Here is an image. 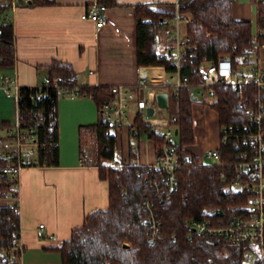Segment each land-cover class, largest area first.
Instances as JSON below:
<instances>
[{
	"label": "trees",
	"instance_id": "obj_1",
	"mask_svg": "<svg viewBox=\"0 0 264 264\" xmlns=\"http://www.w3.org/2000/svg\"><path fill=\"white\" fill-rule=\"evenodd\" d=\"M99 4L112 6L116 0H97ZM57 0H31L27 5H55ZM175 2L165 8L150 3H137L136 10V57L139 66H164L168 72L175 69L172 59L166 58L158 50L156 26L161 21L173 19L176 15ZM8 7L0 1V69L10 68L15 63V32L13 22L4 23ZM181 14L191 13L194 20L187 24L193 43L198 48L192 57H185L181 71L188 77V86L170 96L176 103L179 133L176 144L182 155H197L193 146L197 144V119L194 112L195 88L201 82L198 71L204 60H217L219 56L229 57L236 67H242L256 60L259 49L252 44L254 25L251 20L236 19L232 14L231 0H179ZM257 30H264V1L258 3ZM261 41L264 36L261 35ZM245 55L250 60L243 61ZM49 74H56L62 83L76 87L80 94H94L98 108V121L89 127L97 132L96 147L100 154L98 176L108 184V206L88 213L81 226L70 238L52 250L60 253L61 264H240L246 245L224 238L191 235L187 220L201 217L207 210L220 207L226 212L239 211L248 196L238 193L222 183L219 165L184 164L178 171L179 190L170 200L160 201L155 181L161 182L162 171L148 167L137 175L136 167L113 168L104 161L116 154V129L103 120L100 114L102 102L108 95V86H80L77 83L73 65L64 60H54L48 66ZM216 99L210 103L218 112L220 125L243 120L245 115L238 105L241 94L264 102V86L253 83L232 86L219 83ZM49 90L54 101H43V120L39 126L42 140H58L59 112L56 92ZM26 95L21 99L19 116L22 120L31 115L32 102L28 97V87H23ZM7 125V123H4ZM134 126L137 136L153 138L161 145L162 137L143 121L138 114ZM1 146V140H0ZM96 151V150H95ZM41 156L49 165L59 163V146L41 150ZM232 157V156H231ZM227 157L223 154L222 160ZM5 159L0 152V198L8 195L6 176L2 172ZM150 200L159 210L162 220L160 234L154 242L149 241L148 225L145 222V201ZM20 212L8 204L0 205V245L8 244L12 232L19 227ZM191 236V238H190ZM127 243L128 247H124ZM0 264H9L0 257Z\"/></svg>",
	"mask_w": 264,
	"mask_h": 264
},
{
	"label": "built area",
	"instance_id": "obj_2",
	"mask_svg": "<svg viewBox=\"0 0 264 264\" xmlns=\"http://www.w3.org/2000/svg\"><path fill=\"white\" fill-rule=\"evenodd\" d=\"M0 1L8 7L3 20L7 23L16 8L29 4L31 0ZM178 1L175 2L176 15L173 18L175 25L169 31L172 44L163 52L166 58L172 59V65L175 67L169 72V79L159 86H152L141 73L135 85L111 84L108 86V95L100 107L103 120L116 129V147L120 142L119 130L129 121L131 127L127 130L133 134L135 118L140 114L143 121L162 137L161 145H157L155 139L151 138L155 144L156 158L153 163H144L140 156V145L132 143L126 155L115 154L104 162L110 167L119 169L135 166L138 176L150 166L161 170V182L154 183L160 201L170 200L172 195L178 192L180 184L177 171L184 164L222 166L223 169L219 173L220 181L231 190L246 193L248 196L242 202L241 210L237 212H226L218 207L207 210L201 217L188 219L191 235L224 238L244 243L246 250L240 264H264V102L241 94L238 105L245 117L243 120L219 125L218 146L207 148L196 158L181 154L176 144L179 133L177 116L169 110L170 96L188 86V77L182 73L181 66L185 57H192L198 46L193 43L187 29L184 32L181 30L180 24L187 25L194 20V17L191 13L181 14L178 10ZM107 9V5L96 1L82 14V18L92 20L98 27L104 26L107 22ZM261 35L264 36V30L262 32L256 30L252 34V44L256 49L264 47V41L260 40ZM241 59L250 60L245 55ZM198 71L201 82L195 88L193 96H195L194 100L203 106L211 107L210 103L216 99V86L219 83L232 86L253 83L260 88L264 86V70L255 60L238 68L229 57L221 55L217 60H204L199 65ZM23 87L15 78L4 75L3 88L6 95L15 98L19 106L21 99L26 96L22 92ZM26 87L30 90L28 97L32 102L29 109L31 116L25 120L19 116L14 124L0 129V152L5 159L2 172L6 176L5 184L9 190L5 198L11 208H17L19 211L23 170L48 166V159H43L41 150L59 146V140H42L39 133V126L44 117L41 102L54 101L50 91L43 88L53 89L58 97L67 96L73 99L79 95H88L80 94L76 87L62 83L56 74H48L40 84ZM159 92H167V107L158 105L156 95ZM89 95L94 97L93 93ZM133 104L136 109L130 117ZM149 107L153 108V113L150 115L147 113ZM95 136L97 141V132L93 128L89 126L81 128L79 155L81 166L98 165L99 151L96 147L95 156L90 149L91 138L95 142ZM223 154L227 157L224 161ZM207 159H213V162H207ZM145 210L149 241L154 242L160 234L162 220L158 208L150 200L145 201ZM44 228L45 223L40 222L36 231L39 237L44 235ZM23 251L19 224V227L12 232L9 243L0 245V257L6 259L9 264H23Z\"/></svg>",
	"mask_w": 264,
	"mask_h": 264
},
{
	"label": "crops",
	"instance_id": "obj_3",
	"mask_svg": "<svg viewBox=\"0 0 264 264\" xmlns=\"http://www.w3.org/2000/svg\"><path fill=\"white\" fill-rule=\"evenodd\" d=\"M96 1L57 0L55 5H21L12 12L9 20L14 26L16 59L12 67L0 69V129L14 124L19 118L18 101L8 97L3 88L4 75L15 78L21 86H34L49 74L47 66L54 60L70 62L80 86L135 85L141 73L152 86H159L169 79L164 66H139L137 63L135 5L147 2L165 8L177 0H116L115 5L108 6L107 22L101 27L82 18ZM231 1L234 18L251 20L256 31L257 6L264 0ZM174 25L173 19H166L156 26L158 50L162 54L172 44L169 31ZM180 27L183 32L187 29L185 23ZM255 61L264 70V47L259 48ZM62 97L58 100L59 163L26 168L21 174L19 212L23 264H61L60 253L52 248L69 239L88 213L108 206L107 182L98 176L97 166L79 164L81 138L78 144L75 132L67 139L63 125L65 114L79 109L82 111L76 124L80 127L94 124L99 115L96 102L90 95L73 99ZM195 104L197 144L193 151L200 155L207 148L218 146L220 124L215 109ZM135 109L133 104L130 117ZM210 111L215 112L216 129L211 125L210 115H206ZM200 121L206 124L201 125ZM130 127L128 121L119 130L116 154L126 155L129 145L138 143L142 161L153 163L156 158L154 141L130 134L127 130ZM6 204L7 198H0V205ZM40 222L45 223L42 237L36 232Z\"/></svg>",
	"mask_w": 264,
	"mask_h": 264
},
{
	"label": "rangeland",
	"instance_id": "obj_4",
	"mask_svg": "<svg viewBox=\"0 0 264 264\" xmlns=\"http://www.w3.org/2000/svg\"><path fill=\"white\" fill-rule=\"evenodd\" d=\"M80 97H81V95L78 96V98H80ZM62 98H65V97H62ZM94 105L96 106L95 103H94ZM172 106H173V108H172L173 113H176V111H177L176 103L172 102ZM169 110H170V108H169ZM81 111L82 110L79 109L75 113H72V112L71 113H67V114H65V117L63 119V125L65 126V135H66L67 139H68L70 134L74 135L75 132H76V136L75 137L76 138L78 137V144L80 143L79 140L81 138V128L82 127L79 126L80 124H76V123H77L78 116L80 115ZM168 111H166V112L168 113ZM206 115L207 116L210 115L209 119L213 120V122H211V125L214 127V129H216V127H217L216 123L217 122H215V120H214L215 119V112L210 111ZM98 117H99V115H98ZM97 121H98V118H97ZM97 121L95 119L93 123H96ZM200 123H201V125L202 124H204V125L206 124L205 121H200ZM177 138H176V140H177ZM67 142L70 143L71 141L69 142L67 140ZM93 142H94L93 138H91V147H90V149L93 152V154L96 156V151H95L96 150V141L94 143ZM132 142H134V140H132ZM207 162H213V159H207Z\"/></svg>",
	"mask_w": 264,
	"mask_h": 264
},
{
	"label": "water",
	"instance_id": "obj_5",
	"mask_svg": "<svg viewBox=\"0 0 264 264\" xmlns=\"http://www.w3.org/2000/svg\"><path fill=\"white\" fill-rule=\"evenodd\" d=\"M193 98L195 99V96H193ZM156 99H157V103H158V105L160 107H167V103H168V94H167V92H159V93H157ZM147 113H148V115L152 114L153 113V108L149 107L147 109ZM132 131H133V134H137L136 128H133ZM176 133H178V128H176ZM124 247H128V244L125 243Z\"/></svg>",
	"mask_w": 264,
	"mask_h": 264
}]
</instances>
